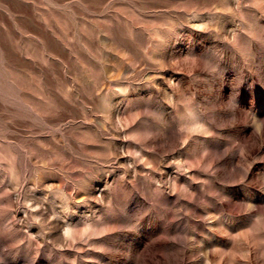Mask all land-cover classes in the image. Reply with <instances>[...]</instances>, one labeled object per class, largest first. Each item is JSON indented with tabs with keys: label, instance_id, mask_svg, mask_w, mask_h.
I'll use <instances>...</instances> for the list:
<instances>
[{
	"label": "rangeland",
	"instance_id": "374dc122",
	"mask_svg": "<svg viewBox=\"0 0 264 264\" xmlns=\"http://www.w3.org/2000/svg\"><path fill=\"white\" fill-rule=\"evenodd\" d=\"M0 264H264V0H0Z\"/></svg>",
	"mask_w": 264,
	"mask_h": 264
}]
</instances>
